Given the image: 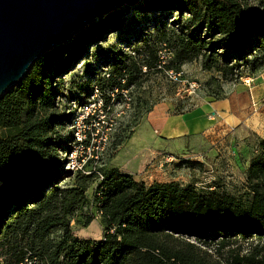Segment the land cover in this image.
<instances>
[{"label":"trees","instance_id":"obj_1","mask_svg":"<svg viewBox=\"0 0 264 264\" xmlns=\"http://www.w3.org/2000/svg\"><path fill=\"white\" fill-rule=\"evenodd\" d=\"M144 4L136 10L166 17L176 12L177 20L172 29L156 25L152 41L132 39L125 49L100 51L102 71L93 75V88L102 107L110 101L108 93L139 89L145 74L161 69L158 47L172 55L166 70L179 72L199 62L202 70L220 73L222 81L240 78L242 73H235L240 66L248 67L251 76L264 65V0ZM122 23L120 10L93 20L72 41L37 59L0 98V264H264V140L257 141L243 172L249 194L244 201L173 183L146 187L128 174L98 167L103 179L93 205L104 234L99 241L75 239L71 223L87 227L92 221L84 212L90 204L85 191L96 174L79 178V188L62 187L70 172L57 152L78 142L61 134L71 115L54 99L60 94L55 78L88 44L118 31ZM205 87L208 96L222 98L215 78ZM130 136L119 137L114 150Z\"/></svg>","mask_w":264,"mask_h":264},{"label":"rangeland","instance_id":"obj_2","mask_svg":"<svg viewBox=\"0 0 264 264\" xmlns=\"http://www.w3.org/2000/svg\"><path fill=\"white\" fill-rule=\"evenodd\" d=\"M144 2L145 0H139L133 6L124 5L116 9L123 16V23L118 31L110 32L103 39L88 44L69 70L55 78L60 94L54 99L61 101L62 108L67 107L71 115L61 133L63 138L70 141L74 137L76 142H79L78 138L81 143L88 142L87 145H74L70 142L71 150L68 143V149L57 152V157L64 163V171L70 172L63 180L62 187L79 188L76 184L79 178L96 174L94 184L85 191L90 204L84 212L92 217V221L87 227L71 223L72 233L77 240L99 241L104 234L100 216L94 211L93 205L95 190L103 179L98 167L128 174L146 187L173 183L180 187H191L201 193L228 194L242 201L249 198L244 184V169L237 166L235 159L245 151L250 161L255 154L257 141L262 140L255 133L262 124L259 121L261 101L257 100L254 92L257 81L259 83L257 75L264 71V65L257 68L251 76L248 67L240 66L235 73H242V76L230 82L222 81L220 73L214 70H202L199 62L187 63L179 72L171 70L180 74L181 82L178 83L172 81L165 72L170 71L165 69L172 57L170 53L165 66L159 71L145 74L139 89L110 92L107 94L109 103L102 107V97L93 88V75L102 71L103 56L100 51L114 47L125 49V41L132 39L139 41L146 38L152 41L157 31L156 25L167 23L166 29H172V22L177 20L176 12H171L169 17L149 10L138 12L136 8L144 6ZM74 37L75 35L70 41ZM160 48L158 47L157 54L160 51V55L167 59V52L164 53V49ZM259 65L256 63L255 66ZM144 71L142 70L143 73ZM211 78L221 83L222 98H226L224 88L232 95V102L242 103L244 100L241 96L244 95L248 98L242 122L232 126L230 132L213 135V131H210L209 135L212 136L208 137L207 142L203 140V144L194 147L184 139L181 142L167 143L170 139L161 135L154 119L163 116L179 122L178 116L206 106L210 102L208 98L222 99L207 95L205 85ZM228 87L232 91L227 90ZM211 89H214V85ZM118 93L122 95L121 98L115 97ZM150 113L153 114L151 119L148 117ZM87 114L92 116L86 119L85 124L82 119ZM227 125L230 127L229 123ZM2 135L4 133L0 132V136ZM127 135L131 136L114 150L118 138ZM217 135L221 138L212 139ZM215 141L222 148L218 143L214 144ZM215 148L218 151L213 152ZM69 160H74L80 169L68 170L66 163ZM186 162H196L200 166L191 168Z\"/></svg>","mask_w":264,"mask_h":264},{"label":"water","instance_id":"obj_3","mask_svg":"<svg viewBox=\"0 0 264 264\" xmlns=\"http://www.w3.org/2000/svg\"><path fill=\"white\" fill-rule=\"evenodd\" d=\"M139 0H0V98L33 63L99 17Z\"/></svg>","mask_w":264,"mask_h":264},{"label":"crops","instance_id":"obj_4","mask_svg":"<svg viewBox=\"0 0 264 264\" xmlns=\"http://www.w3.org/2000/svg\"><path fill=\"white\" fill-rule=\"evenodd\" d=\"M257 85L255 86V97L260 102V112L259 121L261 126L256 130V134L259 138L264 140V71H260L257 75ZM231 90V88H227ZM226 98L220 100H214L208 98L210 102L206 106H202L190 113H185L178 116L179 122L175 121L173 118H155L154 120L157 123L160 133L164 138H169L168 142H181V140H188L191 147L197 146L198 144H203V140L207 142L210 131H213L214 134H222L223 132H230L232 126L240 124L242 122L243 110L248 104V98L241 96L244 101H238L237 103L232 102V95H229V92L224 88ZM232 91V90H231ZM212 100V101H211ZM149 119L153 118V114L148 115ZM229 123L230 127L227 125ZM221 138L213 136L212 139ZM172 139V140H171ZM166 140H164L165 142ZM218 142L215 141L214 144ZM239 145V144H238ZM218 146L222 148V145ZM217 146V147H218ZM218 148H215L213 152L218 151ZM243 150V149H242ZM241 150V151H242ZM254 151V150H252ZM219 153V152H217ZM216 154V153H215ZM221 155V153H219ZM237 161L238 167H243L244 170L248 167L249 158L246 157V152L243 151L241 155H238L235 159Z\"/></svg>","mask_w":264,"mask_h":264},{"label":"built area","instance_id":"obj_5","mask_svg":"<svg viewBox=\"0 0 264 264\" xmlns=\"http://www.w3.org/2000/svg\"><path fill=\"white\" fill-rule=\"evenodd\" d=\"M165 52H167V51L164 49V53ZM169 58H170V53L169 52H167V59L164 56L160 55V52H159V62H160V65L158 66V68H162L163 66H165V62ZM165 72L168 74V76L171 78L172 81L178 82V83L181 82L180 79H179V77H180V74L179 73L178 74L177 73H174L171 70L170 71H165ZM89 116H92V115L87 114L86 117H83L82 121H84L87 118H89ZM78 141H79L78 144H81L82 141H81L80 138H78ZM86 149H87V147H86ZM69 156H71V155H69ZM66 167H67L68 170H73V171L80 169V166L77 163H75L74 160H69L66 163Z\"/></svg>","mask_w":264,"mask_h":264}]
</instances>
